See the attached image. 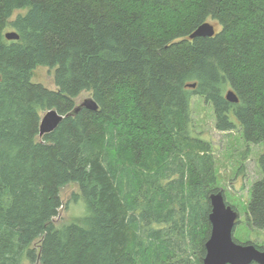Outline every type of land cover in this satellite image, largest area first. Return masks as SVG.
<instances>
[{"label": "trees", "instance_id": "16d2710c", "mask_svg": "<svg viewBox=\"0 0 264 264\" xmlns=\"http://www.w3.org/2000/svg\"><path fill=\"white\" fill-rule=\"evenodd\" d=\"M208 22L214 37L190 38ZM38 67L56 90L33 82ZM84 92L99 111L41 137ZM196 96L219 130L264 143V0H0V264H203L220 189ZM260 167L248 224L264 230ZM70 184L87 213L58 227Z\"/></svg>", "mask_w": 264, "mask_h": 264}, {"label": "rangeland", "instance_id": "374dc122", "mask_svg": "<svg viewBox=\"0 0 264 264\" xmlns=\"http://www.w3.org/2000/svg\"><path fill=\"white\" fill-rule=\"evenodd\" d=\"M215 27L218 31L219 27L216 24ZM54 80V70L47 67H38L33 75L34 83L41 84L49 90H56ZM89 98H92L90 92L82 93L77 98V105ZM192 103V131L196 137L209 143L215 160L214 186L223 191L226 202L236 208L239 214L234 238L238 243L264 248V230L255 229L248 224V206L252 188L262 177L260 160L264 158V143L248 144L240 129L229 132L219 130L212 106L198 96L193 98ZM80 195L78 184H70L61 189L60 198L63 206L54 220L58 227L83 221L87 207ZM75 196H79L78 201H74ZM38 246V243L33 245L37 252ZM23 264L40 263L38 261L32 263L25 259Z\"/></svg>", "mask_w": 264, "mask_h": 264}, {"label": "water", "instance_id": "95a60500", "mask_svg": "<svg viewBox=\"0 0 264 264\" xmlns=\"http://www.w3.org/2000/svg\"><path fill=\"white\" fill-rule=\"evenodd\" d=\"M216 35L215 25L205 23L201 25L192 35L191 39L197 37H214ZM8 40H19L15 32L6 35ZM195 88L196 85H190ZM228 102L237 104L239 98L232 90L227 92ZM99 111V106L93 98L86 99L66 116L57 110L48 111L42 118L40 125V136L50 134L67 117L76 116L82 109ZM211 213L209 220L212 226L211 236L206 243V256L203 264H264V249L253 244H241L234 238V230L239 220L238 212L226 202L223 191L213 193L210 196Z\"/></svg>", "mask_w": 264, "mask_h": 264}, {"label": "flooded vegetation", "instance_id": "af4514ba", "mask_svg": "<svg viewBox=\"0 0 264 264\" xmlns=\"http://www.w3.org/2000/svg\"><path fill=\"white\" fill-rule=\"evenodd\" d=\"M261 249H264V248H261Z\"/></svg>", "mask_w": 264, "mask_h": 264}]
</instances>
